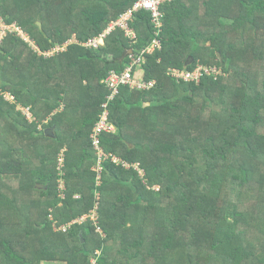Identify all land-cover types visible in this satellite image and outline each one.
Listing matches in <instances>:
<instances>
[{"label":"trees","instance_id":"16d2710c","mask_svg":"<svg viewBox=\"0 0 264 264\" xmlns=\"http://www.w3.org/2000/svg\"><path fill=\"white\" fill-rule=\"evenodd\" d=\"M136 1L0 0L3 25L29 40L0 29V264H264V0H172L158 36L139 11L136 42L117 29L83 46ZM154 39L132 76L155 84L120 85L115 130L99 136L139 170L106 161L97 186L104 81ZM197 65L221 75H169ZM96 202L105 238L90 220L63 232Z\"/></svg>","mask_w":264,"mask_h":264},{"label":"built area","instance_id":"2783aa9c","mask_svg":"<svg viewBox=\"0 0 264 264\" xmlns=\"http://www.w3.org/2000/svg\"><path fill=\"white\" fill-rule=\"evenodd\" d=\"M172 0H137L131 8H129L126 12L121 14L116 20L112 21L107 29H105L102 33H100L98 36H95L91 39H89L86 43L83 44L84 47L87 48H94L98 49L105 45V40L107 37L114 31L121 30L123 31L125 37L129 39L131 42H136V33L130 26L131 23L134 21L135 14H137L139 11H144L149 13L150 15V24L153 29V35L158 36L161 33L162 27H163V13L161 11V6L171 2ZM6 27V26H5ZM10 28L16 29V31L21 32L19 29L10 26ZM5 30H9L7 28H4ZM10 31V30H9ZM3 35V34H2ZM25 40L26 37L22 36ZM1 38V36H0ZM28 41V40H27ZM73 42H76L75 40L69 41L65 46L63 47H57L55 50L51 53H47L48 55H52L56 52L64 51L66 50V46L68 44H71ZM160 49V41L158 39H154L152 43L144 50L139 51L138 53H131L129 58V63L125 69V72L121 75L117 74L115 71H112L108 78L104 81L107 88L110 90L111 94L108 96V102L103 105L104 111L100 115V118L98 119L95 128H94V134L92 135L93 142L92 146L94 149V152L96 154V164L94 166V170L97 172V179L96 184L97 186H100L102 183V176L101 173L103 171V164L106 161H111L114 164L122 165L125 168L129 169L131 167H134L135 169L139 170V165H130L129 163L123 161L122 159H119L114 154L107 153L102 145L101 140L99 136L104 132H113L115 130L114 124L110 121V112L108 110L109 102L113 101L116 95L120 92V85L122 84H130L132 86L141 88H151L155 84V82H149L145 84H140L133 80L132 71L134 68L140 67L142 63L145 61V58L147 55L152 54L154 51ZM212 71V73H209ZM217 73L218 70L206 68L202 65L197 66L192 71L187 70H180L176 68L169 69V75L172 77L179 79L184 82H199L202 75H211ZM213 76V75H212ZM7 100H12L11 97H8L6 95ZM22 113L29 117V113L27 110L22 109ZM59 166L58 171L59 174H63V164H64V153H62L59 157ZM142 173V171H140ZM59 188L63 192L65 190V183L63 179H60L59 181ZM61 192V193H62ZM97 200L100 199L99 193L97 192ZM98 208L99 203L96 202L95 209L92 210L89 214L83 216L78 221H75V223H83L87 220H90L97 226V232L101 233V228L99 225V214H98ZM69 227L63 228V232L66 231ZM62 229V228H61ZM102 234V233H101ZM93 264H95V261L93 260Z\"/></svg>","mask_w":264,"mask_h":264},{"label":"rangeland","instance_id":"374dc122","mask_svg":"<svg viewBox=\"0 0 264 264\" xmlns=\"http://www.w3.org/2000/svg\"><path fill=\"white\" fill-rule=\"evenodd\" d=\"M4 28L9 29L10 32L16 31V29H13V28H10V27H5V26L3 25V23L1 22V20H0V29L5 30ZM1 34H3V33H1ZM21 35L24 36L25 34L21 32ZM27 40H28V39H27ZM28 41H29V40H28ZM53 51H56V50L54 49ZM197 66H199V65H197ZM197 66H196V67H197ZM211 69H214V68H211ZM209 73H212V71H210ZM211 75H213V77L216 78L217 76H219V75H221V74H220V72L218 71V74H217V73H214V74H211ZM29 119L31 120L32 118L29 117ZM65 151H66V150L62 151L61 154L64 153ZM58 187H59V182H58ZM59 189H60V188H59ZM156 189H157V187H156ZM60 198H62V199L65 198L64 191H63L62 194L60 195ZM50 218H52L51 215H50ZM53 231H54V232H59V230H58L57 228H54ZM0 249H2V248L0 247ZM44 264H45V263H44ZM54 264H60V263H54Z\"/></svg>","mask_w":264,"mask_h":264},{"label":"crops","instance_id":"0c3cea01","mask_svg":"<svg viewBox=\"0 0 264 264\" xmlns=\"http://www.w3.org/2000/svg\"><path fill=\"white\" fill-rule=\"evenodd\" d=\"M28 113H29V115H30L29 117H31L30 112H28ZM29 117H27L28 120H30ZM60 155H61V154H60ZM134 165H136V164H134ZM129 169H130V168H129ZM57 170H58V166H57ZM59 181H60V179H59ZM59 181H58V182H59ZM99 204H100V203H99ZM95 206H96V204H95ZM95 206H94V208H93L92 210L95 209ZM92 210H91V211H92ZM91 211H90V212H91ZM90 212H88L87 214H89ZM87 214H84L83 216H85V215H87ZM98 214H99V212H98ZM83 216H81V217H79V218L73 220L72 222H69V223H67V224H65V225H63V226H65V227H70V226H72V225L74 224L75 221H78V220L81 219ZM48 218L52 220V218H50V216H49ZM55 223H56V221L53 222L52 228H53V229H54V228H57V229L60 231V230H61V227H63V226L59 227V226L55 225ZM75 224H76V223H75ZM98 226H99V225H98ZM99 227H100V226H99ZM100 228H101V227H100ZM96 230H97V229H96ZM97 233H98V234H101V233H102L101 235H102V237H104V238H105V236H106L105 233H104V231L102 230V228H101V233H99V232H97ZM92 261H93V260H92Z\"/></svg>","mask_w":264,"mask_h":264},{"label":"water","instance_id":"95a60500","mask_svg":"<svg viewBox=\"0 0 264 264\" xmlns=\"http://www.w3.org/2000/svg\"><path fill=\"white\" fill-rule=\"evenodd\" d=\"M45 134L48 136V137H51L53 138L55 135H54V128H49L45 131ZM38 188H43L45 189L46 187H42V186H38Z\"/></svg>","mask_w":264,"mask_h":264}]
</instances>
